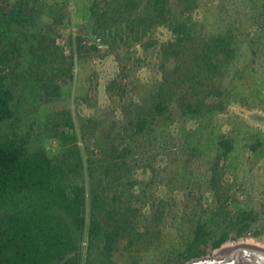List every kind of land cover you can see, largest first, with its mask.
Masks as SVG:
<instances>
[{"label":"rangeland","instance_id":"374dc122","mask_svg":"<svg viewBox=\"0 0 264 264\" xmlns=\"http://www.w3.org/2000/svg\"><path fill=\"white\" fill-rule=\"evenodd\" d=\"M163 2L167 15L194 26L187 45L152 0H0V38L16 57L0 67L15 93L4 130L50 156L78 144L85 166L71 183L104 191L122 264H159L190 241L196 215L216 209L215 180L234 182L242 198L264 192V145L259 156L248 152L264 138V0ZM221 33L236 35L237 52L216 58L210 76L198 47ZM190 101L211 107L184 113ZM142 118L148 126L138 133ZM221 134L236 141L238 172L217 176ZM187 264H264V237Z\"/></svg>","mask_w":264,"mask_h":264},{"label":"trees","instance_id":"16d2710c","mask_svg":"<svg viewBox=\"0 0 264 264\" xmlns=\"http://www.w3.org/2000/svg\"><path fill=\"white\" fill-rule=\"evenodd\" d=\"M152 6L155 16L175 33L179 44L187 45L194 26L186 19L167 15L163 0H152ZM4 33L0 25V37ZM238 42L236 35L221 33L199 44L200 64L210 76L218 68L215 59L222 54L226 59L233 58ZM12 54L0 38V67L12 65L16 59ZM14 98L8 74L0 73V264H122L115 257L119 231L109 223L104 191L71 183L85 166L78 144L69 142L60 156L30 151L17 133L4 130L16 115ZM155 106L160 115L170 109L164 100ZM205 106L211 107L206 101H190L181 108L184 113L201 115ZM137 124L136 131L142 133L148 120L142 118ZM257 140L248 152L259 156L264 138ZM215 144L216 175L228 169L238 172L233 136L218 135ZM221 182H214L217 206L212 208V215L208 216L206 209L197 214L191 240L168 253L159 264H187L212 254L227 242L264 237V192H245L242 198L234 182L226 187Z\"/></svg>","mask_w":264,"mask_h":264}]
</instances>
